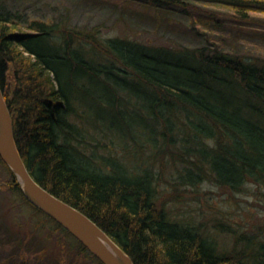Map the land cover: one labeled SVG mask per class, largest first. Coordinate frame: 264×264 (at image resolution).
Returning a JSON list of instances; mask_svg holds the SVG:
<instances>
[{
    "label": "trees",
    "instance_id": "obj_1",
    "mask_svg": "<svg viewBox=\"0 0 264 264\" xmlns=\"http://www.w3.org/2000/svg\"><path fill=\"white\" fill-rule=\"evenodd\" d=\"M141 1L159 22L185 16L201 43L0 10V84L21 155L136 264H264V52L240 40L264 43V0ZM5 165L0 264H103Z\"/></svg>",
    "mask_w": 264,
    "mask_h": 264
},
{
    "label": "rangeland",
    "instance_id": "obj_2",
    "mask_svg": "<svg viewBox=\"0 0 264 264\" xmlns=\"http://www.w3.org/2000/svg\"><path fill=\"white\" fill-rule=\"evenodd\" d=\"M0 10L8 11L12 17L19 14L22 22L29 19L59 20L68 16L73 24L100 28L107 35L126 34L145 41L171 45L201 43V40L193 36V31L186 27L188 22L185 16L180 13L168 14L169 20L166 18L159 22L156 11L147 9L141 0H0ZM174 23H179V26ZM242 36L240 40L252 51L264 52V43L259 36L251 32H245ZM9 177L5 163L0 160V185L4 188V182ZM205 187L212 189L215 201L227 199L221 189L210 185ZM4 190L0 189V197L10 195L7 188ZM252 199L242 197L239 202L254 212L259 206ZM237 211H240L239 208Z\"/></svg>",
    "mask_w": 264,
    "mask_h": 264
},
{
    "label": "water",
    "instance_id": "obj_3",
    "mask_svg": "<svg viewBox=\"0 0 264 264\" xmlns=\"http://www.w3.org/2000/svg\"><path fill=\"white\" fill-rule=\"evenodd\" d=\"M0 157L16 174L26 197L61 224L103 264H136L98 223L43 187L31 174L15 138L14 120L0 84Z\"/></svg>",
    "mask_w": 264,
    "mask_h": 264
}]
</instances>
